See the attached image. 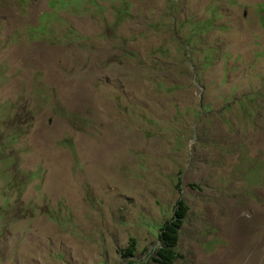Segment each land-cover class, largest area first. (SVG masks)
Masks as SVG:
<instances>
[{
  "label": "rangeland",
  "instance_id": "obj_1",
  "mask_svg": "<svg viewBox=\"0 0 264 264\" xmlns=\"http://www.w3.org/2000/svg\"><path fill=\"white\" fill-rule=\"evenodd\" d=\"M179 201L174 264H264V0H0V264H144Z\"/></svg>",
  "mask_w": 264,
  "mask_h": 264
},
{
  "label": "trees",
  "instance_id": "obj_2",
  "mask_svg": "<svg viewBox=\"0 0 264 264\" xmlns=\"http://www.w3.org/2000/svg\"><path fill=\"white\" fill-rule=\"evenodd\" d=\"M187 211L188 208L185 204L180 201L177 202L173 209L172 217L158 228L157 240L159 245L148 255V259L144 264L175 263L178 257L175 250L182 236L181 227L186 222Z\"/></svg>",
  "mask_w": 264,
  "mask_h": 264
},
{
  "label": "clouds",
  "instance_id": "obj_3",
  "mask_svg": "<svg viewBox=\"0 0 264 264\" xmlns=\"http://www.w3.org/2000/svg\"><path fill=\"white\" fill-rule=\"evenodd\" d=\"M71 150H72V148H71ZM73 151V150H72Z\"/></svg>",
  "mask_w": 264,
  "mask_h": 264
}]
</instances>
